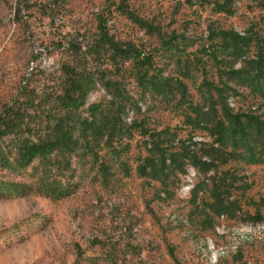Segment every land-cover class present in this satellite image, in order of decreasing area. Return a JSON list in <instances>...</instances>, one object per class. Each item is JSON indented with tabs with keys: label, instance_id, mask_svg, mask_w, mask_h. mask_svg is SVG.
Here are the masks:
<instances>
[{
	"label": "rangeland",
	"instance_id": "374dc122",
	"mask_svg": "<svg viewBox=\"0 0 264 264\" xmlns=\"http://www.w3.org/2000/svg\"><path fill=\"white\" fill-rule=\"evenodd\" d=\"M217 1L125 0L123 11L121 0H0V108L29 101L28 118L47 126L75 74L95 81L82 117L116 110L103 87L110 63L92 47L99 16L109 37L150 55L147 76L162 83L161 91L144 92L139 63L127 62L115 78L129 138L93 143L58 182L37 162L4 178L33 182L40 193L0 196V264H213L222 256L218 264H264V75L255 87L226 81L231 48L213 34L264 37V0H234L231 13L219 12ZM218 121L229 128L223 139ZM142 132L168 149L193 146L215 167L200 173L182 159L184 171H150L145 157L157 156ZM225 150L238 155L221 164ZM214 181L232 184L228 214L212 211ZM68 183L71 193L60 196Z\"/></svg>",
	"mask_w": 264,
	"mask_h": 264
},
{
	"label": "trees",
	"instance_id": "16d2710c",
	"mask_svg": "<svg viewBox=\"0 0 264 264\" xmlns=\"http://www.w3.org/2000/svg\"><path fill=\"white\" fill-rule=\"evenodd\" d=\"M124 1L121 0L119 3V7L123 11H125ZM233 1H217L215 2L216 8L219 12L231 13L230 4ZM97 29L99 30L98 41L92 47L95 53H102L104 60L110 63L109 73H112V76L103 78V87L111 99L117 101L116 110L110 113L100 110L97 114L82 117L80 109L85 104L89 92L94 88L95 81L89 76L79 78L75 74L67 76L69 78L67 84L61 88L57 95L61 107H59L58 113L51 117L47 126L33 124V121L28 118L31 116L28 112L29 101L23 100L20 103L14 101L11 104H4L0 108V196H23L30 193L29 191L40 193L39 187L33 182L4 180L5 177L17 176L20 170L32 166L35 162L41 167L42 175L51 178L53 183L58 182L57 177H63L64 173L70 169L73 157L83 151L90 150L93 143L97 145L102 143L106 147H110L118 137L126 139L130 137L129 127L125 122L120 121L121 113L128 109L127 101L124 99L123 88L119 86L117 78H115V75L123 72L122 69L127 62L139 63L140 67L135 75L144 92L147 90L161 91L162 83L154 80L153 75L147 76L148 70L144 68L151 61L149 54L143 53L132 44L121 43L109 37L101 16L98 17ZM213 34L214 37L221 39V44L231 48L230 55L233 60L230 67L223 72L226 81H234L240 86L255 87L256 84H259L264 75V37L254 33L240 34L234 30H214ZM251 48L254 51L253 55L249 54ZM210 53L213 59L217 58L214 50ZM237 63L239 66H236ZM66 69L69 73L73 72L70 66H67ZM224 113L223 115H226L230 121H239L237 114L226 110ZM253 119L260 126L263 124L257 116ZM213 127L221 139L229 133L228 126H225L222 121H218ZM162 132L163 130H160L157 135ZM142 134L151 138L149 150H153L157 156V159H154L153 156L145 157L150 171H155L159 165L172 166L177 171H184L185 164L180 162L182 159L200 173H207L215 167L213 158L209 157L208 160H203L197 155L193 146L182 143L180 151H176L162 146L161 142L152 138L153 135L150 132H142ZM225 153L227 156L218 158L221 164L227 162L228 156L234 158L238 155L234 150H225ZM6 187H11L13 190L19 187V190H16L18 193L12 194L13 190H8ZM73 188L74 185L68 183L66 191L61 192L60 196L64 197L70 194ZM231 188L232 184L222 186L219 181L212 183L210 188L213 199L211 202L212 211L217 214L229 213L230 207L233 206V202L230 201ZM206 241L204 245L207 249ZM213 245L215 248L221 247L214 243ZM223 257L225 256L219 257L213 264H218Z\"/></svg>",
	"mask_w": 264,
	"mask_h": 264
},
{
	"label": "bare ground",
	"instance_id": "6f19581e",
	"mask_svg": "<svg viewBox=\"0 0 264 264\" xmlns=\"http://www.w3.org/2000/svg\"><path fill=\"white\" fill-rule=\"evenodd\" d=\"M264 227V226H263Z\"/></svg>",
	"mask_w": 264,
	"mask_h": 264
}]
</instances>
